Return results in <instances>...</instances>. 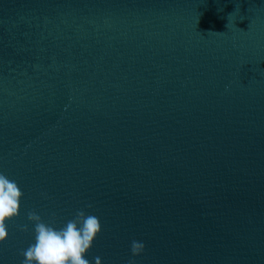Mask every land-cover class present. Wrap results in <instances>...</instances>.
<instances>
[{
    "label": "water",
    "instance_id": "obj_1",
    "mask_svg": "<svg viewBox=\"0 0 264 264\" xmlns=\"http://www.w3.org/2000/svg\"><path fill=\"white\" fill-rule=\"evenodd\" d=\"M0 173V264L81 209L90 264H264V0H0Z\"/></svg>",
    "mask_w": 264,
    "mask_h": 264
},
{
    "label": "clouds",
    "instance_id": "obj_2",
    "mask_svg": "<svg viewBox=\"0 0 264 264\" xmlns=\"http://www.w3.org/2000/svg\"><path fill=\"white\" fill-rule=\"evenodd\" d=\"M22 196L18 183L0 173V242L8 235L7 222L19 213ZM27 220L33 224L34 242L22 251L21 264H90L85 256L101 232L99 217L81 209L60 228L45 222L35 211L27 213ZM144 248L143 242L131 241L133 257L140 255ZM94 264H101V259L95 257ZM128 264L134 261L129 260Z\"/></svg>",
    "mask_w": 264,
    "mask_h": 264
}]
</instances>
